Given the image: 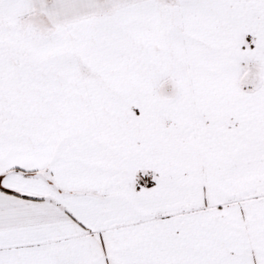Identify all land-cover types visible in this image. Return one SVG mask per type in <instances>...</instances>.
Listing matches in <instances>:
<instances>
[{
    "label": "snow or ice",
    "instance_id": "6c2138e0",
    "mask_svg": "<svg viewBox=\"0 0 264 264\" xmlns=\"http://www.w3.org/2000/svg\"><path fill=\"white\" fill-rule=\"evenodd\" d=\"M0 264H264V0H0Z\"/></svg>",
    "mask_w": 264,
    "mask_h": 264
}]
</instances>
